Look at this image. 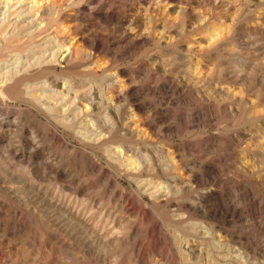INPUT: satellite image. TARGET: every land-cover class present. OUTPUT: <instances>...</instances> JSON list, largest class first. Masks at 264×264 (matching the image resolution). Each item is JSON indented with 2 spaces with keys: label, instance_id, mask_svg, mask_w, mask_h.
Listing matches in <instances>:
<instances>
[{
  "label": "rangeland",
  "instance_id": "374dc122",
  "mask_svg": "<svg viewBox=\"0 0 264 264\" xmlns=\"http://www.w3.org/2000/svg\"><path fill=\"white\" fill-rule=\"evenodd\" d=\"M50 2L71 66L0 61V264H264V0ZM57 78L101 94L97 132L45 110ZM105 129L169 196L82 139Z\"/></svg>",
  "mask_w": 264,
  "mask_h": 264
},
{
  "label": "bare ground",
  "instance_id": "6f19581e",
  "mask_svg": "<svg viewBox=\"0 0 264 264\" xmlns=\"http://www.w3.org/2000/svg\"><path fill=\"white\" fill-rule=\"evenodd\" d=\"M15 1L18 4H20L19 6H21V7L18 8V6H17L18 4L15 3ZM51 3L52 2H50V0L49 1L48 0H0V61L1 62L13 60V61H31V63H32V61H40V63H39L40 66H50V65L53 66L55 64L57 66H60L63 69H66V68L71 66V64L75 61L74 58H75V55L78 54L79 48L76 50L74 48V46L72 45L73 43L71 44V42H70L71 40L66 41V39L63 40V38L61 39V37L58 36V30L57 29L59 27L58 28L56 27V29H54V31H51L53 29V26L49 20H46L45 17L53 18L55 15H58V14H56V12H57L55 9L56 6L52 7L53 5L51 6ZM58 13H60V12H58ZM31 14L35 16L34 19L32 18L31 21L26 23L25 19H28L30 16L32 17ZM123 35H124V33H123ZM91 45H93L94 49L101 48V47L103 48V45H100L101 47H99L97 42L93 43ZM10 54H13V55L10 56ZM35 63H32V64H35ZM4 64H5V62H4ZM36 65H37V63H36ZM30 66H28L29 69H31ZM33 66H35V65H33ZM37 66H39V65H37ZM39 70H40V68H39ZM4 72H7V71H4ZM23 73H24L23 70L18 69V68L14 69V67H13V70H10V71L8 70L7 75H9L10 78L15 79L18 76L22 75ZM6 81H7L6 77L3 76L1 78V76H0V86H1L0 88H3L4 91L6 90L5 89ZM61 84H63V85H61ZM70 84L67 81L63 82L58 78L54 79V81H51V83H47L46 86L50 85L53 89L56 90L55 92L58 94L55 96H53V95L52 96H50V95L46 96V97H49L51 104L48 103L49 105L48 104L46 105L45 102H43L45 104V107L47 106V108L45 110H47L50 113L58 114L59 111L57 112V108L58 107L61 108V105H63L64 103L65 104L68 103L69 99L72 100L73 98H74V100H72L73 102L69 101V102H71V104H70L71 106H73L75 104H79L81 102H84L85 104L87 103L86 107H88L89 111H85L86 107H83V108L81 107V112L80 113L78 112L79 114H77V113L71 114L70 113L71 116H73V119H70V121L68 123L73 124V122L77 121L78 118L83 116V119L85 118L84 122L86 123L87 127H89V130H90V128L94 129L95 126H97V125H95V122H93L92 119L89 121V119H90L89 117H93V116L95 117V115L99 113L100 105H99L98 100L99 101L103 100L102 99L103 97L101 98V94L95 93L94 90H93L94 92L92 91L93 94L89 93V94H91V97H87L86 94L83 95L80 93V91L77 89L78 87L74 88V86H72V84L71 85ZM60 86H62V87L60 88ZM19 87H20V85H19ZM114 87H115V82H111L108 85L109 91L110 90L113 91ZM38 88L39 87H37V89ZM44 88H45V86H44ZM75 89H77L82 96H79L77 94L78 93L77 90H75ZM27 90H28V88H27ZM31 90H33V89L28 90V94L32 95V99L34 98V100H36L38 103H39V101H41V103H42V101H43L42 99H48L45 97V95L43 93H42L43 95L42 94L33 95ZM4 91L2 92V94L6 93V91L5 92ZM113 98H114V100L118 101L121 98V93H118V94L114 93ZM105 100H107V99H105ZM72 103H73V105H72ZM108 103H110V101H108ZM112 103H113V101H112ZM44 104L43 105L40 104V105H42L44 107ZM113 105H114V103H113ZM67 106H69V105H67ZM67 106H66V108H68ZM74 107H76V106H74ZM60 108H59V110H60ZM79 109H80V107H79ZM69 110H71V109H69ZM65 111L66 110H64L63 113H65ZM97 111H98V113H97ZM100 111H102V110H100ZM66 112H68V111H66ZM87 112H90V113H87ZM107 112L110 113V111H107ZM104 113H106V112H104ZM104 113H102L103 116H104ZM60 115L62 116L63 114H60ZM65 115H63L62 117H64ZM106 115H108V113ZM100 116H101V114H100ZM65 118H64V120H65ZM87 118H89V119H87ZM141 121L143 122V120H141ZM79 122H81V121H79ZM142 122H141V124H143ZM144 122H146V121H144ZM65 124H67V123H65ZM77 124H80V123H77ZM82 124H83V122H82ZM97 124H98V121H97ZM105 124H108V123H105ZM86 125L84 124V127ZM79 126L80 125H78L77 127H79ZM82 126L83 125H81L80 127L82 128ZM71 128H73V127H71ZM105 128H106V126H105ZM97 129H99V128H97ZM84 130H85V128H84ZM86 130H88V129H86ZM94 130L92 132L93 134H94V132H97V130L96 131H94ZM101 130H99V131H101ZM111 130L107 129V131H106V129H105V132L101 131L102 134L98 135L97 137H95V135L97 133L94 135V137L92 134H91V136L86 137L87 136V134H86V136H83L82 139L87 143L100 145V146L105 147L104 151L106 154H108V156L114 158V160L122 162L121 166L123 167V170L125 171V173H130V172L132 173L133 179L135 180L138 188L144 190V194H146L147 192H150L151 195L169 196L171 191L174 189L173 188L174 186L171 187L170 185H172L171 183L176 181V179L173 180L169 184L168 183L166 184V182H160V183L154 182V183H152L151 180L150 181L144 180L143 177L146 176L148 173L147 162H139L138 166L136 168H133L135 163L131 162L129 159L127 160V155H132L133 151L130 148L128 149L127 147H122V146L113 147V146H111L110 143L112 142L111 139H112V135H113V130L112 131ZM131 132L135 133L134 130H132ZM134 171H135V173H133ZM150 194H148V195H150ZM184 208L186 210H188L189 213H197L198 210L201 209V207H197V206H193V205H185Z\"/></svg>",
  "mask_w": 264,
  "mask_h": 264
}]
</instances>
